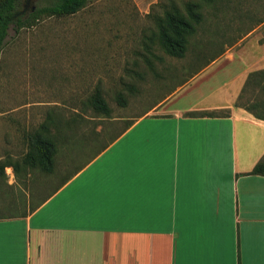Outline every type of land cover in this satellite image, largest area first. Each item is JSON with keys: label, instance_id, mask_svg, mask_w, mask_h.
<instances>
[{"label": "crops", "instance_id": "crops-1", "mask_svg": "<svg viewBox=\"0 0 264 264\" xmlns=\"http://www.w3.org/2000/svg\"><path fill=\"white\" fill-rule=\"evenodd\" d=\"M159 2L133 0L143 16ZM226 16L210 20L224 30ZM263 26L190 80L236 70L210 92H224L215 102L168 110L170 96L28 216L0 219V264H264V176L250 175L264 157V121L235 106L264 69ZM11 207L20 202L2 208Z\"/></svg>", "mask_w": 264, "mask_h": 264}, {"label": "rangeland", "instance_id": "rangeland-1", "mask_svg": "<svg viewBox=\"0 0 264 264\" xmlns=\"http://www.w3.org/2000/svg\"><path fill=\"white\" fill-rule=\"evenodd\" d=\"M228 2L223 14L229 19L264 17V0ZM46 4L34 0L32 6ZM153 11L161 13L160 8ZM204 12L207 20L191 38L182 59L168 56L157 45L151 51L145 48L154 22L138 12L133 0H91L74 16L43 18L19 34L10 31L8 45L0 52V164L21 161L28 151L29 135L50 118L62 126L71 119L76 124L63 128L53 173L37 169L16 177L10 168L7 173L15 175L14 186L0 176V218L34 210L102 146L170 96L168 110L183 101L203 100L199 106L207 107L222 96L223 91L210 92L236 70L207 72L190 82L233 39L232 32L220 33L222 27L210 20L208 9ZM97 92L112 111L109 118L87 109ZM17 202L21 208H2Z\"/></svg>", "mask_w": 264, "mask_h": 264}, {"label": "trees", "instance_id": "trees-1", "mask_svg": "<svg viewBox=\"0 0 264 264\" xmlns=\"http://www.w3.org/2000/svg\"><path fill=\"white\" fill-rule=\"evenodd\" d=\"M43 1L47 3L44 6L35 7L31 4L26 7V0H0V52L8 45V39L12 29L16 34H19L22 29L33 27L43 18L74 16L84 9L91 0ZM228 1L229 0H162V2L152 7L151 12L147 15L149 18L153 19L154 27L148 29L149 34L146 35L144 41L145 48L151 51L152 47L157 45L168 56L179 59L184 58L188 51L191 38L196 35L198 29L207 20L204 10L208 9V11H210V17L213 16L220 20L222 15H226L223 14V11L225 4L229 3ZM155 8H160L161 13L154 14L155 11L153 10ZM233 17L232 19L230 18L232 23L228 22L224 24L227 29L223 31L226 34H223V31L220 32L222 35H227L229 32L233 33V39L226 43V47H232L241 38V33H248L254 27L264 23V17L254 19L253 17L248 18L244 17V15H238L235 16V20ZM234 22L243 25L234 26L232 25ZM246 22L249 24L248 27H246ZM218 25H221V22H218ZM224 52L225 50L219 56L211 58L208 65L222 56ZM262 95H264V69L249 74L235 106L245 109L256 119L264 121V97H262ZM88 108L93 110L94 113L104 115L107 118H109L112 113L107 101L100 92H97L90 99L87 105V109ZM229 114L230 111L224 110L221 112H194L189 113L188 116L225 117L229 116ZM134 123L135 122L129 124L121 134L111 141V143L119 138ZM74 124H76L74 119H71L69 122H63L62 126L60 121L50 118L48 123L43 124L40 130L29 135L28 151L21 161H7L0 164V176L6 177V168H13L16 177H20L22 173L37 169L50 174L53 173L55 170L54 158L58 153L59 142L63 136V128L64 126L72 128ZM111 143L102 146L87 164L104 152ZM82 169L83 167L78 168V170L64 181L63 185L74 178ZM250 175L264 176V157L258 162ZM23 216L26 217L28 214Z\"/></svg>", "mask_w": 264, "mask_h": 264}, {"label": "flooded vegetation", "instance_id": "flooded-vegetation-1", "mask_svg": "<svg viewBox=\"0 0 264 264\" xmlns=\"http://www.w3.org/2000/svg\"><path fill=\"white\" fill-rule=\"evenodd\" d=\"M34 0H26V7L30 6Z\"/></svg>", "mask_w": 264, "mask_h": 264}]
</instances>
